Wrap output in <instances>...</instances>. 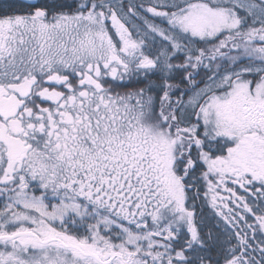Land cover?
Instances as JSON below:
<instances>
[{
	"label": "snow or ice",
	"instance_id": "6c2138e0",
	"mask_svg": "<svg viewBox=\"0 0 264 264\" xmlns=\"http://www.w3.org/2000/svg\"><path fill=\"white\" fill-rule=\"evenodd\" d=\"M0 264H264V0H0Z\"/></svg>",
	"mask_w": 264,
	"mask_h": 264
}]
</instances>
